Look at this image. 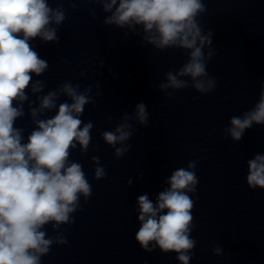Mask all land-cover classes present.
<instances>
[{"label": "clouds", "instance_id": "1", "mask_svg": "<svg viewBox=\"0 0 264 264\" xmlns=\"http://www.w3.org/2000/svg\"><path fill=\"white\" fill-rule=\"evenodd\" d=\"M87 2L99 3L110 13L103 20L105 25L130 30L142 26L143 39L157 51L187 52L186 62L177 71L165 73L166 82L159 84L169 97L189 87L201 94L215 89L216 79L207 71V62L214 55L213 33H205L198 20L206 11L202 0ZM69 7L75 10L76 4L69 0ZM65 19V9L51 7L48 0H0V264H41L53 244L67 243L63 235L48 236L45 226L51 224L53 232H58L62 225H71L81 196L87 200L92 194L82 165L70 159L72 150L79 146L86 153L91 142L93 123L81 119L85 106L93 103L88 95L91 85L80 91L79 84L64 82L47 94L36 95L43 93L46 81L33 79L42 76L49 65L30 41L39 37L45 43H57V29ZM28 89L39 106L33 107L36 101L28 104L35 127L25 138V129L17 127L16 121L25 115ZM61 95L68 99L57 104ZM53 110L54 115L38 118ZM148 115L146 105L138 103L135 118L141 125L148 126ZM254 123L264 124V86L254 108L232 116L227 131L233 141H240ZM131 128V124L121 123L100 134L114 148L117 159L131 147L124 144L133 134ZM118 144L124 146L116 147ZM91 160L94 178H104L99 157ZM247 163L248 186L264 189V155L257 154ZM195 168V161H188L186 168L174 170L166 181L169 187L157 194L155 203L147 194L137 197L140 227L135 240L149 252L159 247L164 253H177L181 264H189L196 245L190 238L195 227V201L190 196L198 184Z\"/></svg>", "mask_w": 264, "mask_h": 264}]
</instances>
